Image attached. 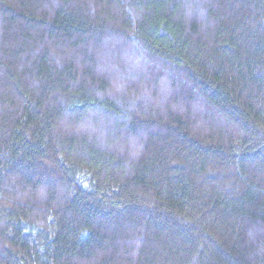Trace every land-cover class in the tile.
Here are the masks:
<instances>
[{
	"label": "trees",
	"instance_id": "obj_1",
	"mask_svg": "<svg viewBox=\"0 0 264 264\" xmlns=\"http://www.w3.org/2000/svg\"><path fill=\"white\" fill-rule=\"evenodd\" d=\"M0 264H264V0H0Z\"/></svg>",
	"mask_w": 264,
	"mask_h": 264
}]
</instances>
